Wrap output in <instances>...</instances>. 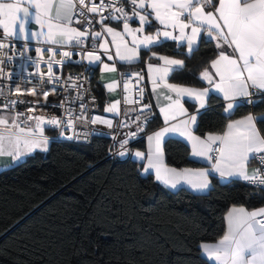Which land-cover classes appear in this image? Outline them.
<instances>
[{
  "label": "snow or ice",
  "instance_id": "1",
  "mask_svg": "<svg viewBox=\"0 0 264 264\" xmlns=\"http://www.w3.org/2000/svg\"><path fill=\"white\" fill-rule=\"evenodd\" d=\"M94 19L100 25L99 31L93 30ZM105 21L121 22L122 28L117 30ZM153 21L159 27L154 33H147L146 27H153ZM33 22L37 30H30ZM133 23L138 26L133 27ZM74 25H81L83 30ZM0 30V79L10 82L0 85V96L6 95L5 88L10 93L15 83L13 74L4 70V65L16 55L15 51L11 54L5 51L10 48V42H25L19 50L23 57L29 50L28 41H36L47 47H36L35 60L28 57L35 72L22 77V82L31 84L33 77H38L37 83L52 85V93L57 86L66 91L71 88L80 101L79 113L69 106L61 117L34 112H0V159L10 157L12 164L18 166L36 150L46 152L50 141L56 139L45 135L46 127L59 129L61 137L85 140L88 133H79L77 123L114 128L112 119L88 117L82 82L87 77L69 75L63 79L53 70L54 66L71 62L73 52L63 50L65 47L84 49L90 39L92 50L79 53L81 61H87L89 72L95 67H101L102 73L116 72L117 60L132 64L140 59L141 50L151 53L149 61L155 58L160 62L145 63L157 104L161 98L166 102L159 107L165 126L147 137V153H131L141 161L146 160L144 173L154 174L156 181L172 190L209 195L214 190L212 179L218 177L220 181H243L258 188L259 192H252V196L264 193V134L257 127L258 122L264 124V113H249L229 120L220 133L195 134L205 115L212 111L211 99L222 98L225 103L221 107L229 116L245 105L264 103V0H99L98 3L96 0H0ZM203 38L205 42H214L218 52L210 62L212 71L205 68L199 74L207 87L170 83L171 74L184 69V61L159 55L151 49L172 41L178 47H185L186 54L191 55L199 50ZM102 55L111 63H105ZM42 64L46 70H42ZM122 76V81L107 83L105 87L111 92L122 83L125 119L118 127L135 124L137 130L119 141V156L130 154L126 147L129 140L144 131V125L154 119L151 105L142 103L144 75L134 72ZM16 91L17 98L0 104V109L14 110L17 104L25 103L19 99L22 93L18 85ZM28 92L35 96L41 89L32 87ZM49 94L43 92V102L28 103L51 107L47 100ZM91 99L95 101V97ZM122 101H114L105 111L113 116L121 115ZM186 102H191L192 111L185 107ZM65 103L67 101L56 107H64ZM132 113H136L135 119L129 120ZM68 130L72 135H66ZM169 137L182 138L191 146L192 158L207 162L209 167L178 169L168 166L163 145ZM252 160L260 167L249 169ZM225 221L226 230L216 243L200 245L206 259L213 264H264V207L249 211L243 206H233Z\"/></svg>",
  "mask_w": 264,
  "mask_h": 264
},
{
  "label": "trees",
  "instance_id": "2",
  "mask_svg": "<svg viewBox=\"0 0 264 264\" xmlns=\"http://www.w3.org/2000/svg\"><path fill=\"white\" fill-rule=\"evenodd\" d=\"M205 41L191 55L172 41L151 51L184 61L171 82L201 86L199 74L217 54ZM222 104L210 100L198 135L223 131L229 117L264 113L260 103L226 116ZM107 145L101 137L89 145L54 140L46 153L0 169V264H210L200 244L221 237L227 209L264 205V193L252 196L259 189L241 181L212 179L209 195L168 191L142 173V163L107 159ZM164 152L172 166H201L180 140L169 138Z\"/></svg>",
  "mask_w": 264,
  "mask_h": 264
},
{
  "label": "built area",
  "instance_id": "3",
  "mask_svg": "<svg viewBox=\"0 0 264 264\" xmlns=\"http://www.w3.org/2000/svg\"><path fill=\"white\" fill-rule=\"evenodd\" d=\"M98 3L99 0H96ZM125 8L129 9V5L127 3L124 4ZM110 21H105V23H108ZM93 30L99 31L100 25L95 23V19L93 20ZM77 27H80L81 30H83V27L81 25H74ZM0 34H2V31L0 30ZM8 42V41H6ZM25 42L14 40L10 42V48L6 49L5 51H8L9 54H11L13 51L16 52V55L13 57V60L10 63H7L4 65L5 72H11L13 74V79L15 83L11 87V91L9 93L8 89L5 88V96H0V104L7 103L10 99H16L17 98V91L16 86L18 85L21 89V93L19 95V99L25 101L24 104H17L14 110H8V109H0V112H24V113H35V114H44L48 116H58L61 117L65 114V108L71 107L76 113H79V104L80 101L76 99L77 93L76 91L72 90L71 88H68V90H64L63 88H60L57 86V90L55 93H52V85L44 83L39 84L37 83L38 77H33L31 84H26L22 82V77H25L28 75V73L35 72V68L32 66L31 60L28 59V57H31L32 60L36 59V53L35 49L36 47H47V45H42L37 43L36 41H28L29 44V50L25 54V56L21 57L19 55V50L22 49V46ZM63 50L72 51L73 57L71 62H65L63 66H54V71L58 73L63 79H66L69 75L77 76L80 75L82 77H87L86 81H82L84 83V98L83 103L88 106L87 115L89 118L93 116H102L105 118H109L113 120L114 128L109 129L104 125H91L88 124L87 126L82 125L80 123H77V131L79 133H88L87 139H67L65 137H61L59 135V129H51L50 127L45 128V135L49 137H56V141H65L69 143L74 144H84L89 145L92 143L93 139L96 137L106 138L108 140V145L106 149V158L111 160L112 162H118L127 158H130L131 156V146L135 142L139 141L140 139L144 138V136L148 132L149 125L154 121L152 119L150 122L144 125V131L139 132L135 138H132L129 140L128 145L126 146L129 149L130 154L125 156H119L117 155V152L120 151V143L119 141L123 138H126V134L130 132L136 131V125L132 124L131 127H118L120 122L125 119L123 116V112L125 110V105L123 104L122 97H123V90H122V83L120 87L118 88V99L121 100V115L119 116H113L112 114L105 113L101 110V104L99 101L98 96L96 95L94 89H93V82L92 78L94 76V70L89 72L88 65L85 61H81L79 53L87 50H92L91 48V40L87 42V46L84 49L80 48H74V47H65ZM47 55V54H46ZM2 58V57H0ZM59 58V56L57 57ZM42 70H46V67L42 64L41 65ZM138 72L136 70H119L118 71V77L117 81H122L124 77L122 74L124 73H134ZM63 82V80H62ZM10 82L8 80L0 79V85H8ZM133 84H135V80H133ZM32 87H37L41 89V92L35 96L29 95L28 90ZM43 92H49V96L47 97V100L51 103V107H45L43 105L34 106L33 103H28V101H44ZM92 97H95V101H92ZM67 101V103L64 104V107H56V105L61 104L63 102ZM143 104H146L144 102V99L142 101ZM152 113L153 109L151 108ZM136 113H132V115L128 118L129 120L135 119ZM155 118V115H154ZM66 135L70 136L72 135V132L70 130L66 131ZM54 141V140H53ZM254 161V168H259L260 164L256 161ZM258 189V188H257Z\"/></svg>",
  "mask_w": 264,
  "mask_h": 264
},
{
  "label": "crops",
  "instance_id": "4",
  "mask_svg": "<svg viewBox=\"0 0 264 264\" xmlns=\"http://www.w3.org/2000/svg\"><path fill=\"white\" fill-rule=\"evenodd\" d=\"M129 11H130V8L128 9ZM106 24H108L109 26H111V27H114V28H116L117 30H121V28H122V23L121 22H118V21H110V22H108V23H106ZM153 27H146V32L147 33H154L155 32V30H156V28H158L159 27V25L158 24H156L155 23V21H153ZM132 26L133 27H136V26H138V23H133L132 24ZM77 27V26H76ZM29 28H30V30H37L38 29V26H36L35 24H34V22L33 23H31L30 25H29ZM2 31V30H1ZM106 39H111L110 37H105ZM206 39V38H205ZM213 44H214V42H212ZM214 46H215V44H214ZM185 48V47H184ZM113 51H114V49H113ZM144 50H141V52H143ZM154 52V51H153ZM185 52L187 53V49L185 48ZM159 54V53H158ZM217 54H218V52H217ZM216 54V55H217ZM151 55V53L149 52V54L144 58V61H143V63L142 64H140L139 63V61H140V59L138 60V61H136V62H134V63H132V64H127V63H124V62H120V61H116V68H117V71L116 72H104V73H102L101 72V67H95L93 70H94V76H93V78H92V82H93V89H94V91H95V93H96V95L98 96V98H99V101H100V104H101V110L103 111V112H105V113H107L106 111H105V108L109 105V104H111V103H113L114 101H116L117 99H118V96H119V93H118V88H116L114 91H109L106 87H105V85L107 84V83H111V82H113V81H117V77H118V71L119 70H126V69H130V70H136V71H138V72H141L143 75H144V77H145V79H144V81L142 82V86L145 88V94H144V102L146 103V104H149V105H151V108L153 109V112H154V115H155V118H154V121L152 122V124H150L149 125V127H148V132H147V134L144 136V138H142V139H140L139 141H137V142H135L134 144H132V146H131V153H134L135 151H142V152H145V153H147V151H148V140H147V137L149 136V135H151L153 132H155V131H157V130H159L161 127H164L165 125H164V121H163V116L160 114V111H159V107H161V106H163V104L164 103H166L165 101H163V99L161 98V102H160V104L158 105L157 104V100H156V98H155V96L152 94V90H151V85H150V82H149V80H148V75H147V68H146V63L145 62H151V63H154V64H156V63H160L158 60H156L155 58H153V59H151L150 61H149V56ZM159 55H164V54H159ZM216 55H215V57H216ZM166 56H168V55H166ZM169 57H172V56H169ZM214 57V58H215ZM140 58H141V53H140ZM172 58H174V59H179V60H182V59H180V58H176V57H172ZM213 58V59H214ZM102 60L105 62V63H111L110 61H108L107 60V57L106 56H103L102 55ZM86 62V64H87V61H85ZM211 62V61H210ZM210 62H209V64L205 67V68H208L209 69V71H212V69L210 68ZM88 65V64H87ZM204 68V69H205ZM203 69V70H204ZM202 70V71H203ZM201 71V72H202ZM169 82L170 83H175V82H171L170 80H169ZM202 83H203V85H201V86H192V85H185V84H181V85H184V86H189V87H197V88H203V87H207V84H206V82H203L202 81ZM176 84H180V83H176ZM255 98V97H254ZM222 99V98H221ZM223 101V100H222ZM191 103V102H190ZM225 102L223 101V104H224ZM248 106H250V105H248ZM185 107H188L187 106V104L185 103ZM189 108V107H188ZM189 110L190 111H192L193 110V108H189ZM224 113V112H223ZM249 113H252V112H248V113H246V114H244V115H241V116H238V117H229V119L227 120V123L229 122V120H237V119H240V118H242L243 116H245V115H247V114H249ZM225 114V113H224ZM253 114V113H252ZM226 116H229L228 114H225ZM226 123V124H227ZM257 127H258V125H257ZM222 132V131H221ZM214 133H220V132H214ZM195 134L196 135H198L196 132H195ZM207 134V133H206ZM205 134V135H206ZM199 136H204V135H199ZM169 138H172V139H177V140H180L181 142H183L187 147H188V149H189V156L192 158V156H191V146L186 142V141H184L182 138H180V137H169ZM168 138V139H169ZM163 151H164V145H163ZM35 152H39L38 150H36ZM35 152H33V153H35ZM32 153V154H33ZM31 154V155H32ZM28 157V156H27ZM26 158V157H25ZM24 158V159H25ZM130 158L131 159H133V160H135V161H138V162H140V163H142V169H143V164L144 163H146V160L145 161H141L139 158H136L134 155H132L131 154V156H130ZM193 160H195L194 158H192ZM164 160H165V163L166 164H168L167 163V161H166V157H165V152H164ZM197 161V160H196ZM198 162H200L201 163V166H198V167H187V168H207V167H209V165H208V163L207 162H205V161H198ZM10 165H12V161H11V158L10 157H4V158H2V159H0V169H2V168H5V167H7V166H10ZM168 166H170V167H175V166H172V165H170V164H168ZM175 168H178V167H175ZM254 168V161L252 160L251 161V163L249 164V169H253ZM178 169H182V168H178ZM142 173L143 174H146V173H144L143 172V170H142ZM152 176H153V179L155 180V176H154V174H151ZM210 179H211V177H210ZM218 181H220L219 180V178L217 177L216 178ZM155 182H157V184H159L160 186H162L164 189H166V190H168V191H176V190H172V189H169V188H167L166 186H164L163 184H161V183H159L158 181H156L155 180ZM220 182H224V181H220ZM241 182H243V181H241ZM189 192H191V193H194V192H192V191H189ZM194 194H197V193H194ZM233 206H231V207H229L228 209H227V211L225 212V214H224V231H223V234H224V232H225V230H226V221H225V217H226V214H227V212L232 208ZM239 207V206H238ZM244 207V206H243ZM260 207H264V205H262V206H260ZM246 208V207H245ZM257 208H259V207H256V208H251V209H248V208H246V209H248L249 211H251V210H254V209H257ZM223 234L221 235V237L223 236ZM221 237H219L216 241H213V242H203V243H216ZM202 244V243H201ZM200 244V245H201ZM200 253H201V256L204 258V259H206V257L202 254V251H201V248H200ZM207 260V259H206ZM208 261V260H207ZM210 264H213V262L212 261H208Z\"/></svg>",
  "mask_w": 264,
  "mask_h": 264
},
{
  "label": "rangeland",
  "instance_id": "5",
  "mask_svg": "<svg viewBox=\"0 0 264 264\" xmlns=\"http://www.w3.org/2000/svg\"><path fill=\"white\" fill-rule=\"evenodd\" d=\"M39 152H41V153H46L45 151H40V150H38Z\"/></svg>",
  "mask_w": 264,
  "mask_h": 264
}]
</instances>
